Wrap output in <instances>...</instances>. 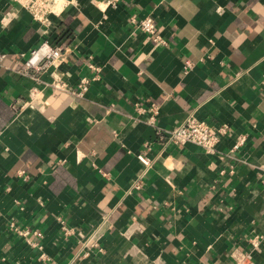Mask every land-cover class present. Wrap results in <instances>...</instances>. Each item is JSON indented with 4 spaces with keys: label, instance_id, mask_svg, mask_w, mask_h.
Returning <instances> with one entry per match:
<instances>
[{
    "label": "crops",
    "instance_id": "crops-1",
    "mask_svg": "<svg viewBox=\"0 0 264 264\" xmlns=\"http://www.w3.org/2000/svg\"><path fill=\"white\" fill-rule=\"evenodd\" d=\"M48 37L61 66L18 74ZM0 52V264H233L264 235V0H68L45 24L0 0ZM91 66L84 97L52 86ZM191 116L227 127L216 155L160 139Z\"/></svg>",
    "mask_w": 264,
    "mask_h": 264
},
{
    "label": "built area",
    "instance_id": "built-area-1",
    "mask_svg": "<svg viewBox=\"0 0 264 264\" xmlns=\"http://www.w3.org/2000/svg\"><path fill=\"white\" fill-rule=\"evenodd\" d=\"M13 4L17 5L22 10L28 12L35 22L47 23L50 16L61 15L68 6V0H10ZM118 0H109V3L116 5ZM130 22L138 30L145 35L149 36L155 45L165 46L167 40L162 36L158 30L157 24L152 17L139 18L136 15L130 17ZM68 54V48L60 40L48 37L46 40L36 49H34L30 56L27 57L23 65L16 71L18 74L31 77L37 81L40 80L41 75L50 70L58 69L65 57ZM7 53L0 52V68L4 67V60ZM193 65L190 61L185 62L184 70L192 69ZM91 68L97 73L93 79L82 78L76 89H68L62 82H56L52 86L55 89L62 90L70 93L71 95L81 98L89 90V86L92 81L97 80L101 68ZM137 106V111L140 114L148 113L147 123L151 126H155L156 118L158 116V107L151 106L148 109ZM227 127L223 126L219 130L214 129L207 121L199 119L196 116H191L184 123L177 125L171 129L158 131L160 139L165 145L186 146L188 144L194 145L202 149L205 153L210 155H216L218 153V144L221 137L226 134ZM244 142L242 138L240 144ZM234 148V150H236ZM234 152V151H232ZM139 160L146 166H151V160L144 155H139ZM139 188L138 184L135 185ZM61 229L65 236H71L74 234V230L65 225L64 221L59 218ZM11 228L16 231L20 236L26 239L27 242L32 244L29 240L30 232L26 228H18L14 224ZM34 235L42 237L40 232H35ZM264 242V235H257L250 240V249L248 251L235 250L231 254L233 264H258L254 259L255 252H258ZM97 246V243L91 244Z\"/></svg>",
    "mask_w": 264,
    "mask_h": 264
}]
</instances>
